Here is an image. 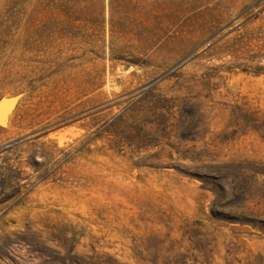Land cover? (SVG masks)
Masks as SVG:
<instances>
[{"label": "rangeland", "instance_id": "1", "mask_svg": "<svg viewBox=\"0 0 264 264\" xmlns=\"http://www.w3.org/2000/svg\"><path fill=\"white\" fill-rule=\"evenodd\" d=\"M23 91L0 264H264V0H0Z\"/></svg>", "mask_w": 264, "mask_h": 264}, {"label": "water", "instance_id": "2", "mask_svg": "<svg viewBox=\"0 0 264 264\" xmlns=\"http://www.w3.org/2000/svg\"><path fill=\"white\" fill-rule=\"evenodd\" d=\"M25 92H19V93H16V94H11V95H2L0 97V126H3V127H7V126H4L3 124V120L2 118H4V115L5 116H8V114H12L15 110V108L17 107V105L19 104L23 94ZM2 104L6 105L5 107L2 106Z\"/></svg>", "mask_w": 264, "mask_h": 264}]
</instances>
